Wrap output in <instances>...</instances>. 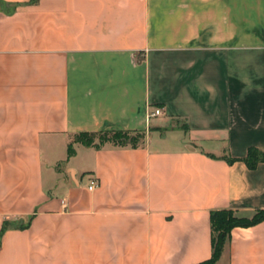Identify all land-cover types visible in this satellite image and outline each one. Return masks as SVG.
<instances>
[{
    "label": "crops",
    "instance_id": "crops-1",
    "mask_svg": "<svg viewBox=\"0 0 264 264\" xmlns=\"http://www.w3.org/2000/svg\"><path fill=\"white\" fill-rule=\"evenodd\" d=\"M114 131L138 143L78 139ZM250 148L264 0H0V264L210 259L212 211L264 210ZM216 264H264V220Z\"/></svg>",
    "mask_w": 264,
    "mask_h": 264
},
{
    "label": "trees",
    "instance_id": "trees-1",
    "mask_svg": "<svg viewBox=\"0 0 264 264\" xmlns=\"http://www.w3.org/2000/svg\"><path fill=\"white\" fill-rule=\"evenodd\" d=\"M79 141L86 145H92L96 140L99 143L113 142L116 144H133L138 143V136H132L127 132H100V133H82L78 136ZM74 153L73 146H70L69 155ZM238 159L229 158V162H235ZM250 168H255L260 162H264V152L257 148H250L246 157L242 159ZM264 220V210H258L252 217L238 216L233 210L222 209L215 210L211 213L212 227V248L213 254L210 259L198 264H216L220 259L225 245L231 238L232 230L236 227H249L256 225ZM13 226L5 222L0 232V246L4 233L8 228Z\"/></svg>",
    "mask_w": 264,
    "mask_h": 264
},
{
    "label": "built area",
    "instance_id": "built-area-1",
    "mask_svg": "<svg viewBox=\"0 0 264 264\" xmlns=\"http://www.w3.org/2000/svg\"><path fill=\"white\" fill-rule=\"evenodd\" d=\"M162 113H163V109L160 108V107H157L153 111H150L148 116L149 117H155V116H158V115H160ZM96 186H97V181L96 180H92L91 183H90V185H89V188L90 189H93Z\"/></svg>",
    "mask_w": 264,
    "mask_h": 264
}]
</instances>
